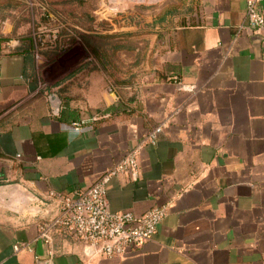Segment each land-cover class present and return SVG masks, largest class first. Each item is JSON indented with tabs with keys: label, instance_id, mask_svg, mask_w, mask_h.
Listing matches in <instances>:
<instances>
[{
	"label": "crops",
	"instance_id": "1",
	"mask_svg": "<svg viewBox=\"0 0 264 264\" xmlns=\"http://www.w3.org/2000/svg\"><path fill=\"white\" fill-rule=\"evenodd\" d=\"M160 1L90 11L105 20L124 13L109 3ZM246 7L165 0L143 29L115 25L117 37L133 31L141 60H120L113 84L79 37L37 53L30 77L20 49L37 15L0 5V264H264V28ZM137 147V177H114L107 203L166 215L141 246L93 255L54 226L57 193L88 188Z\"/></svg>",
	"mask_w": 264,
	"mask_h": 264
},
{
	"label": "built area",
	"instance_id": "2",
	"mask_svg": "<svg viewBox=\"0 0 264 264\" xmlns=\"http://www.w3.org/2000/svg\"><path fill=\"white\" fill-rule=\"evenodd\" d=\"M261 0H247V24L252 28H264V12L257 3ZM30 6L37 4L29 0ZM50 20L39 24L32 30L35 42L44 44L53 42L59 27L64 24L50 12ZM161 127L155 128L149 135L154 143ZM139 148L131 149L118 163L106 170L86 189H74L57 193L60 200L58 214L53 224L60 231L79 238L92 247L93 255L119 256L132 247L141 246L158 228L167 212L166 206H155L136 214L131 211L112 210L106 200L111 180L119 175L131 174L137 177ZM48 242L49 239L45 238ZM14 249H20L19 243Z\"/></svg>",
	"mask_w": 264,
	"mask_h": 264
},
{
	"label": "trees",
	"instance_id": "3",
	"mask_svg": "<svg viewBox=\"0 0 264 264\" xmlns=\"http://www.w3.org/2000/svg\"><path fill=\"white\" fill-rule=\"evenodd\" d=\"M31 1L35 3L37 2V4L30 6L28 0H0V5H23L24 7H26L29 15H37L35 20V27L50 20L49 12L64 24V26L59 27L57 37L53 40V42L37 44L35 42L34 36L32 35V31H30L26 36L22 38V47L20 49V52L23 54L26 63H28V65L30 64L28 73L26 69V74H29L30 77L33 78L35 76L33 74L34 68L32 64L35 61L37 53L51 58L52 56L63 51L70 43H72L73 41H75V39H77V37H79L86 45V47L90 49L94 58H96L100 66L105 69L108 76H110L112 83L116 84L117 81L113 75L117 68H121L120 60H127L131 58L134 59V62L137 64L141 59L140 53L136 52L135 49V45L137 44L138 40L131 37L133 31H124V37H117L111 32L113 30V27L117 25L119 27H124L126 30H130L131 28H138L139 30H141L143 29L142 16H144V14L146 13L144 10L149 9L147 13H149L150 11H157L151 9L154 4H138L136 5V7L138 8V11L136 13L131 12V10L128 8L131 7V5H118L116 6V9L127 7V10L120 16H110L108 19L102 20V22L100 23V28L105 31L102 32L99 30H95L96 24H93L92 22L87 26H81L76 21L67 20L63 16V14H61L54 7L55 4H59L61 2H57L55 0ZM73 1H77L78 4L86 2V0ZM76 15L77 13L74 12V18H76ZM84 16H88L90 21L94 19V15L91 11L86 12ZM163 20L164 17L162 15V17H160L159 19V22H162ZM121 53H125V56L122 57ZM65 114V111H63L62 116H64Z\"/></svg>",
	"mask_w": 264,
	"mask_h": 264
},
{
	"label": "rangeland",
	"instance_id": "4",
	"mask_svg": "<svg viewBox=\"0 0 264 264\" xmlns=\"http://www.w3.org/2000/svg\"><path fill=\"white\" fill-rule=\"evenodd\" d=\"M57 2H61L59 4H55L54 7L61 13L63 14V16L67 19V20H72V21H76L78 24H80L81 26H87L89 24H91V22L93 24H96V27H100V23L102 22L101 18L97 17V14L93 16V20L90 21V19L88 18V16H84L86 12L93 10L94 12L98 11L100 8L105 7L104 5V0H86V2H83L81 4H78L77 1H70V0H55ZM165 0H162L160 2L157 3H152L154 4V6L151 8L153 10H163L164 9V5H165ZM172 0H169V2H171ZM29 2V0H28ZM30 4V2H29ZM140 3H125V5H131V7H128L131 11H138V8L136 7V5H138ZM144 4H149V3H144ZM116 5L117 3H109L108 4V8L109 9H116ZM127 7L125 8H118L119 11H123L125 12L127 9ZM148 10H144L146 13L144 15H147ZM77 13L76 18H74L73 14ZM111 16V15H110ZM112 17V16H111ZM143 19V18H142ZM104 20V19H103ZM62 52V51H61ZM60 52V53H61ZM58 53V54H60ZM127 61H129L128 66L126 65V68H131L133 59L129 58L127 59Z\"/></svg>",
	"mask_w": 264,
	"mask_h": 264
},
{
	"label": "water",
	"instance_id": "5",
	"mask_svg": "<svg viewBox=\"0 0 264 264\" xmlns=\"http://www.w3.org/2000/svg\"><path fill=\"white\" fill-rule=\"evenodd\" d=\"M51 104L54 108V112L58 113L60 110V98L56 94L50 95Z\"/></svg>",
	"mask_w": 264,
	"mask_h": 264
}]
</instances>
